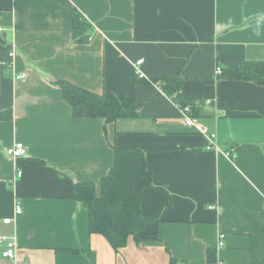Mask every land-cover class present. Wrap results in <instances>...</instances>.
Masks as SVG:
<instances>
[{
    "label": "crops",
    "instance_id": "1",
    "mask_svg": "<svg viewBox=\"0 0 264 264\" xmlns=\"http://www.w3.org/2000/svg\"><path fill=\"white\" fill-rule=\"evenodd\" d=\"M0 28V113L12 116L0 120V236L16 243L0 264H264V87L216 74L264 62V0H0ZM176 77L208 134L162 93ZM62 81L133 95L139 117L76 119ZM115 147L147 150L141 213L159 235L117 253L72 199L74 184L107 175Z\"/></svg>",
    "mask_w": 264,
    "mask_h": 264
},
{
    "label": "trees",
    "instance_id": "2",
    "mask_svg": "<svg viewBox=\"0 0 264 264\" xmlns=\"http://www.w3.org/2000/svg\"><path fill=\"white\" fill-rule=\"evenodd\" d=\"M88 27L89 25L75 12L73 35L85 39ZM0 48H6L2 36ZM220 69L221 74L218 75L220 77L231 81L252 82L264 87V62H244L238 66L226 65ZM57 85L76 119H99L109 124L139 117L133 95L110 92L97 94L65 81L58 82ZM159 85L162 93L173 102L190 105L194 111L193 116L198 118L196 105L193 102H183L180 96L181 78L164 80L159 82ZM11 118L9 112L0 113V120ZM113 149L114 162L107 175L98 184L93 182L74 184L72 199L82 203L87 209L89 234L104 237L117 253L126 246L129 238L136 244H141L159 241V235L158 222L145 218L141 213L142 192L152 183L145 162L147 150L120 147ZM229 158L233 159L232 152ZM31 162L42 163L38 160Z\"/></svg>",
    "mask_w": 264,
    "mask_h": 264
},
{
    "label": "built area",
    "instance_id": "3",
    "mask_svg": "<svg viewBox=\"0 0 264 264\" xmlns=\"http://www.w3.org/2000/svg\"><path fill=\"white\" fill-rule=\"evenodd\" d=\"M0 32H1V28H0ZM11 54L13 55V53ZM142 61L143 60H139L138 62H136V68L142 63ZM216 74L217 75L221 74L220 67L216 68ZM136 75L142 76L138 68L136 70ZM25 76L26 75L23 73V74L16 76L15 79L23 80ZM175 104L179 108L181 115H182V120L187 128L192 129L199 134H208V127L205 124H203L201 121H199L198 118L193 116L192 107L190 105H181L177 103ZM206 104L210 105L211 101H206ZM209 144H210L209 149L218 150V146L215 143L214 134L209 135ZM24 153H25L24 146L21 143H16L13 146L8 147L6 149L7 156L12 157L14 159L21 157ZM226 155L229 157L230 153H226ZM21 174H22L21 172H18V176H21ZM14 212H15V216H20L22 214V207L19 202L15 203ZM10 222H11L10 218L3 220L4 224H10ZM218 245L219 247L222 246L221 241H219ZM0 248L2 249V252H1L2 258H5V259L13 258L16 252L15 240L12 238H8L7 236H3V235L0 236ZM218 264H225V263L218 262Z\"/></svg>",
    "mask_w": 264,
    "mask_h": 264
},
{
    "label": "water",
    "instance_id": "4",
    "mask_svg": "<svg viewBox=\"0 0 264 264\" xmlns=\"http://www.w3.org/2000/svg\"><path fill=\"white\" fill-rule=\"evenodd\" d=\"M3 38H4V36H3Z\"/></svg>",
    "mask_w": 264,
    "mask_h": 264
},
{
    "label": "rangeland",
    "instance_id": "5",
    "mask_svg": "<svg viewBox=\"0 0 264 264\" xmlns=\"http://www.w3.org/2000/svg\"><path fill=\"white\" fill-rule=\"evenodd\" d=\"M233 154V153H232Z\"/></svg>",
    "mask_w": 264,
    "mask_h": 264
}]
</instances>
